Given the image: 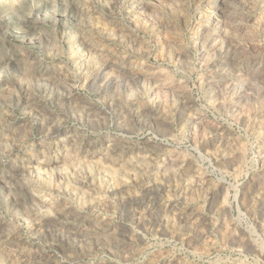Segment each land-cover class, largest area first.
<instances>
[{
	"label": "rangeland",
	"instance_id": "374dc122",
	"mask_svg": "<svg viewBox=\"0 0 264 264\" xmlns=\"http://www.w3.org/2000/svg\"><path fill=\"white\" fill-rule=\"evenodd\" d=\"M0 264H264V0H0Z\"/></svg>",
	"mask_w": 264,
	"mask_h": 264
}]
</instances>
